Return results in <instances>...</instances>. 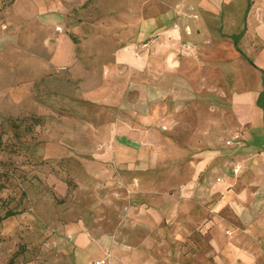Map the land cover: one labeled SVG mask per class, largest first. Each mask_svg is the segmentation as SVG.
Segmentation results:
<instances>
[{
  "label": "rangeland",
  "instance_id": "rangeland-1",
  "mask_svg": "<svg viewBox=\"0 0 264 264\" xmlns=\"http://www.w3.org/2000/svg\"><path fill=\"white\" fill-rule=\"evenodd\" d=\"M224 8L220 0H0V264H210L205 236L214 213L188 232L177 221L200 202L161 216L156 200L197 175L201 184L264 172L253 142H264V127L240 126L233 107L235 91L260 81L231 34L219 32ZM193 19L210 33L191 35ZM227 24L226 33L241 31L234 19ZM147 43L176 60L152 58L160 71L150 75L138 74L139 65L115 66L118 52L133 48L143 57ZM172 73L191 83H170L167 97L151 101L161 124L137 115L149 112L146 101L130 109L117 98H90L99 87L119 93L129 75L176 79ZM124 118H142L148 128L140 136L150 158L141 198L127 189L129 170L115 164L121 148L106 126ZM140 199L148 207L130 218L129 204Z\"/></svg>",
  "mask_w": 264,
  "mask_h": 264
},
{
  "label": "crops",
  "instance_id": "crops-1",
  "mask_svg": "<svg viewBox=\"0 0 264 264\" xmlns=\"http://www.w3.org/2000/svg\"><path fill=\"white\" fill-rule=\"evenodd\" d=\"M220 1L225 6L223 10L225 26L224 29L219 32L223 36L231 34L229 35L231 38L233 35L239 36L237 42H234L232 38L234 49L240 56L247 60L260 81L256 82V84L259 83L258 86L250 90L243 92L235 91L234 93L233 107L238 116L239 125L247 126L249 131L261 127L263 128V111L261 107L258 106L257 100L260 92L264 89V0ZM227 5L233 8L234 13L227 12ZM244 6L246 10L243 15L242 10ZM232 19L236 21L235 28H239L241 30L240 32L226 33V31L228 32L227 29H233L231 28V24H227V22ZM192 21V24L187 26L191 35L197 33L199 35H205L210 33L211 30L205 23L200 25L202 27H196L194 19ZM175 25L180 27L181 24L176 23L174 26ZM176 26L173 34L177 31ZM168 29L169 28H167L166 31ZM141 30L142 24L139 26V35H143ZM249 38L254 42L250 44L245 43ZM146 45L143 57H137L136 51L133 48L118 52L116 55V63L114 62L115 66H118V62L120 61L126 62L128 64L127 68L129 67V69L131 68L130 65H139L138 74L144 71L145 75H147L148 72L150 75V70H155V74L160 71L159 68H156L157 66H152V58L155 59V62H163L166 60L174 62L176 60L175 53L172 50H167L163 45H158L157 43H147ZM151 50L155 53L163 51L165 54L152 55L150 54ZM170 51H172V54L169 56V59H167V55ZM114 63L112 64L114 65ZM140 63L142 65H140ZM152 67H154V69ZM173 70L178 71L176 67ZM132 71L136 70L132 69ZM239 74L240 73H236V77L239 76ZM145 75L139 77H136V75H129L126 77L123 82V90L119 93L117 92L118 90L111 89V87H99L96 89L98 94L94 95L91 93L93 97L90 98H94L95 96L102 99L106 98L105 102H108V100H116L117 98L122 101L123 106H128L130 109L136 108L137 101L139 104L145 103L142 101H146L148 105H146V107H148L149 112H147V114L138 113L137 115L141 117L146 116V120H150V116H153L152 118L155 120V124L158 120H160L159 123L161 124L165 117L159 112L160 109L154 112L156 104L151 101L167 97V94L170 92L168 84L175 82L176 84L181 83L189 85L191 80H189V76L183 77L179 74L177 76L173 73V77L177 76L176 79L172 78L173 80L168 78H159L156 80L157 77L152 78V76L147 77ZM134 112L136 113V111ZM140 120L139 122V120L134 121L124 118L121 121L111 122L106 126L108 127L107 129L121 133L116 134L115 132L113 136L114 139L110 142L116 150L121 148V153L116 151L117 157L115 159V164H120L122 167L129 170V173L124 176L127 189L130 192L133 191L136 193L133 195L134 197L141 198L143 188L142 180L144 176H147L146 173L147 169L150 167V158L148 152L142 146V141L140 139L141 133L148 130V128H145V120L142 118ZM119 140L121 143L118 142ZM260 140L261 139H253V142L261 149L262 157L259 159L264 161V142L261 141L259 143ZM198 178V175L193 177V182L189 183L186 187L177 189L175 192H172V194L171 190H168V195H163L166 201L156 200L158 203L160 202L156 205L160 207L159 213L161 216L164 214H173L176 210V214H181L183 208L181 206L183 203H186V201L187 204L199 201L201 206L192 212H187L186 216H184L185 219H178L177 223L179 227L187 229L188 232H192L193 228L199 227L201 223L208 219L204 220L205 215H209L210 211L214 213V215H211L213 219L209 220L207 223V227H209L210 230L207 231L205 236L206 241L211 247L212 255L210 256L213 257L212 261L210 260V264H264V201L259 205V200L264 198V172H255V174L252 175L242 174L237 177H221V180L216 182H213L212 178L209 177L204 178L201 184L199 182L195 183V180ZM137 185L138 187H136ZM232 185H234L235 188H231ZM190 186L194 188L190 189ZM182 192H184V194H181ZM209 200H213L214 202L207 206ZM168 202H170V204L166 205ZM135 205L136 203L129 204L128 214L130 218L135 215L134 213L137 210L142 212L148 207L147 203H143L141 199L139 204L137 206ZM150 209L156 210L154 208ZM223 216L226 217L225 221L222 219ZM231 217L234 219L232 220ZM173 222H176V219ZM225 228H238L242 231H236L235 234L229 236L226 235Z\"/></svg>",
  "mask_w": 264,
  "mask_h": 264
},
{
  "label": "trees",
  "instance_id": "trees-1",
  "mask_svg": "<svg viewBox=\"0 0 264 264\" xmlns=\"http://www.w3.org/2000/svg\"><path fill=\"white\" fill-rule=\"evenodd\" d=\"M234 42H237V40L239 39L238 35H233L232 36ZM257 104L259 107H261L263 109V114H264V89L260 92L259 96H258V100H257ZM14 215V213H9L7 214V216H12Z\"/></svg>",
  "mask_w": 264,
  "mask_h": 264
},
{
  "label": "built area",
  "instance_id": "built-area-1",
  "mask_svg": "<svg viewBox=\"0 0 264 264\" xmlns=\"http://www.w3.org/2000/svg\"><path fill=\"white\" fill-rule=\"evenodd\" d=\"M57 30L62 31V27L58 26ZM240 169V165H236V167L234 168L235 172H238ZM219 180H221V178H219ZM94 264H108V260L106 258H102L97 260Z\"/></svg>",
  "mask_w": 264,
  "mask_h": 264
}]
</instances>
